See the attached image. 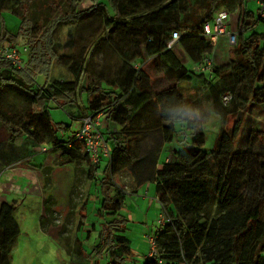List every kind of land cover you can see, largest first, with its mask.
I'll return each mask as SVG.
<instances>
[{
	"label": "trees",
	"instance_id": "trees-1",
	"mask_svg": "<svg viewBox=\"0 0 264 264\" xmlns=\"http://www.w3.org/2000/svg\"><path fill=\"white\" fill-rule=\"evenodd\" d=\"M82 1L0 0V16L8 10L19 18L16 29L0 30V123L7 130L0 160L21 161L49 145L58 152V165L83 163L90 181L100 170L98 213L105 224L90 250L73 235L66 245L69 264H99L102 258L106 264H126L131 257L120 213L126 191L114 182L124 171L132 175L134 187L152 183L167 214L153 234L154 253L143 264H264V126L242 133L245 110L255 106L264 116V27L251 31L260 21L264 25V15L257 9L255 17L247 0H91L83 9ZM198 3L202 10L195 15ZM223 9L237 12L239 30L228 73L214 62L217 43L201 35L203 24ZM229 19L230 14L227 25ZM174 31L184 49L199 53L192 67L181 62L175 45L167 49ZM91 44L88 57L85 46ZM7 48L24 58L22 67L4 55ZM153 54L162 63L154 70L170 84L157 90L143 84V65ZM99 55L98 63L93 57ZM205 58H211V67L198 71ZM86 75L95 81L85 82ZM189 81L203 83L219 117L210 149L199 123L201 104L181 86ZM83 91L87 113L81 117H105L102 135L110 157L103 169L91 163L74 133L57 136L56 130L63 133L71 122H54L49 112L51 103L61 108L78 104ZM225 95H230L227 102ZM229 116L235 117L230 132L225 127ZM180 131L189 135L187 147L173 143L172 158L160 161L164 144L182 142L176 135ZM14 213V205L0 203V264H10L20 232Z\"/></svg>",
	"mask_w": 264,
	"mask_h": 264
},
{
	"label": "rangeland",
	"instance_id": "rangeland-1",
	"mask_svg": "<svg viewBox=\"0 0 264 264\" xmlns=\"http://www.w3.org/2000/svg\"><path fill=\"white\" fill-rule=\"evenodd\" d=\"M88 0H83V4L86 3ZM82 4V5H83ZM250 8H252L253 12L255 13V17H257V8L253 4H250ZM202 10V7L198 3V8H196L193 12L195 15L199 14ZM234 13V12H233ZM230 14V13H229ZM19 24V18L12 13H10L8 10L2 11V14L0 16V30L3 28H7L8 30H14L18 27ZM264 25L263 22L260 21L251 31L261 32ZM175 52L179 54L180 45L177 44L175 46ZM209 52V51H208ZM186 53V52H185ZM212 56L214 58V62L219 66L221 70H225L223 73H228V64L231 60L235 59L234 51L227 43V39L225 35H221L219 37V41L217 46L214 48V50L211 52ZM187 54V53H186ZM189 56L182 55L184 57L185 62H191L192 65L196 64L197 61L200 59V55L197 52L190 51ZM22 59H24L22 57ZM189 67H192L191 65ZM144 69L148 72V78L150 82L143 81L144 84L148 87H150L151 90H157L160 87H167L170 85L166 81H162L160 77H155L154 73L151 72V69L149 67H144ZM150 73V74H149ZM152 76L153 78L149 77ZM156 79H159L160 83ZM40 80V79H39ZM159 84V85H158ZM181 86L183 87V92L191 97L192 100H197L201 104L200 108L197 110L198 116H199V123L201 124V127L205 133V148L210 149L214 142L217 135V132L220 127L219 117L215 113V110L211 104V101H209V96L207 95L205 91V87L203 86L202 82L193 83L191 81L189 82H182ZM84 93V100L86 102V92ZM80 103V101H79ZM199 104V105H200ZM49 112L51 114L52 120L54 122L63 121L66 123L72 122L70 129L75 127L76 121L71 118V116L68 114L69 108H61L56 107L53 103L49 106ZM72 109V108H70ZM10 116V114H7ZM243 130L242 133H245L246 130H248L251 126L258 124L259 126H264V116L261 109L258 107H253L249 112L248 110H245V113H243ZM235 121L234 116H229L226 120V130L230 132L233 123ZM58 127V125H56ZM176 129H180V123L175 124ZM101 132H105V129H100ZM7 133V130L5 127L0 124V140L4 139L5 135ZM57 136L61 137L62 134L61 130H56ZM177 137L179 136V139L182 140V142H179L178 140H174L173 142H168L163 145V152L160 154V161L168 160L172 158V151H173V145L175 146H185L187 147V143L189 142V135H186L185 131H180L176 133ZM67 136V135H66ZM69 136V135H68ZM188 139V141H187ZM16 141H19V138L16 139ZM174 143V144H173ZM46 148L48 149L47 153L44 152H34L32 158H34V164L41 165L43 164L44 159L49 155L52 150H50V146L46 145ZM35 155V156H34ZM108 159L102 158L100 162V169H103L104 166L107 164ZM78 164V163H75ZM80 165H77L74 168V184L80 186L85 184V181L87 179L84 178L83 174L80 172ZM49 169V170H48ZM67 169L73 171V167L68 166ZM47 171V174L50 171V168H45ZM48 177L46 183V187H43V189L49 188V181L50 176ZM99 177L94 178L92 181H90L91 186L89 185V182L84 185V196L88 197V202L86 204L85 209V216L83 217V220L87 221L90 226V223H95V228L93 230H81L78 232V235L80 239H82L84 247L88 248V250L91 249L92 243H95L97 241V235L98 232L103 229V224H105V220L103 217L100 216L98 213V207L100 205L101 200V191H100V185H99ZM130 179H132V175L128 174L127 172H122L120 175H117L114 177V182L122 187L124 190L130 189L131 190V184ZM88 181V180H87ZM133 185V184H132ZM89 188L90 194L88 193L86 196L87 189ZM140 189H149V194L144 193H127L125 198V203L120 210L121 215L126 219L124 222V230L123 233L127 236V238L130 240V247L132 251L131 257H129L126 260V264H143L145 257L150 253L151 251V243L148 240L149 236H153L157 225H158V218L160 215V206L155 198V188L154 185L151 183L144 184L142 188ZM98 191V192H97ZM100 192V193H99ZM49 195V193H48ZM98 196V197H97ZM131 197H136L137 202L134 203L131 200ZM40 197H36L35 195H27V198L23 199L22 204H20V208L16 209V212L14 213V217L17 220L20 228L19 237H20V256L15 252V255L13 257L12 264H69V255L66 254L62 255V253L58 248L56 249V244L51 241L48 238H45L42 235L45 232L44 230V224L42 223V228L40 227V216L42 212V218L47 219L48 221L52 223L49 227V224L47 225L46 229L47 231H55V236L60 240V243L64 246L68 243L71 244L73 240V230L75 228V221L73 222L74 213L69 212L68 214H60V210H56V215H53L52 217L46 218L47 213L49 212L47 210V207L50 208L49 203L42 204V200L39 199ZM84 197L80 199L75 200V203L79 206ZM44 205V207L42 206ZM139 205V207H138ZM43 207V209H42ZM109 217H107L108 219ZM42 220V221H43ZM91 227V226H90ZM94 231V232H92ZM90 234V236H89ZM51 235V234H50ZM15 243L13 244L12 248L14 247ZM58 245V244H57ZM98 260V257H97ZM99 264H106V259L102 258L98 260ZM210 264V263H206Z\"/></svg>",
	"mask_w": 264,
	"mask_h": 264
},
{
	"label": "crops",
	"instance_id": "crops-1",
	"mask_svg": "<svg viewBox=\"0 0 264 264\" xmlns=\"http://www.w3.org/2000/svg\"><path fill=\"white\" fill-rule=\"evenodd\" d=\"M248 1V6L250 7V4H253L254 6H256L255 1L254 0H247ZM82 3L80 4V8H86L88 6H90L91 4V0L86 1L85 4ZM110 11V10H109ZM111 12V11H110ZM237 12L234 13H230V21L228 22L227 25V29L233 30L236 33L239 32L236 24H237ZM219 41V39H218ZM217 41V44H218ZM179 44L180 45V50H179V54H177L180 59L181 62L184 64H187L188 66H192L191 62H185L184 57L182 55L185 56H189L187 54H189L190 51H192V49H184L181 44L179 42H177L175 44V46ZM217 44L215 45V47L217 46ZM92 45V44H91ZM88 45L85 46L86 51L88 52V57H90L91 53L93 52V49L95 47V45ZM105 50H107V52L111 55V51L112 49H109L107 46H104ZM175 49V47L173 48ZM214 50V49H213ZM175 51V50H174ZM187 54H186V53ZM198 53V52H197ZM199 54V53H198ZM90 55V56H89ZM154 54L150 55L149 57H147V59L144 62L145 67H149V69H151V72L154 73L155 77L163 78V74L160 71H157L156 67L154 70V66H156V64H162L161 61H158V57L154 58ZM102 57L99 56H95L93 57V60H97V62L99 63L101 61ZM109 59L114 60L115 56L112 55V57H110ZM109 59L108 62H111ZM112 63H117L112 61ZM146 73V79H144L143 81H146L147 83L150 82L149 78H148V72L145 71ZM150 74V73H149ZM151 78H153L152 76H149ZM85 82H94L95 80L90 79L87 75L84 76ZM144 84V83H143ZM145 85V84H144ZM146 87V85H145ZM148 87V86H147ZM146 87V88H147ZM148 89V88H147ZM77 103L76 105L73 104V106H69V104H66V108H69V111L72 113V115L74 116H82L85 113H87V110L85 109V105L87 104L84 100V93L79 94L77 97ZM87 100V98H86ZM80 101V103H79ZM72 108V109H70ZM73 119V117H71ZM98 119H99V128L101 129H105L106 127V121H105V117L101 114H98ZM74 121V119H73ZM76 124L75 127L72 129H68L66 131H63V133L60 135L62 138H68L69 136L73 135V133L76 131V129L79 126V122H80V118L75 119ZM72 123V122H71ZM1 124V123H0ZM6 129V128H5ZM67 135V136H66ZM69 135V136H68ZM7 138V133L4 137V139L0 140V141H4ZM35 152H44L47 153L48 150L46 151H41V148H37ZM34 153V152H33ZM32 155L28 156V157H24L23 159L20 158L19 160H16L14 162H5L4 160H0V203L2 202H8L11 205L15 206V212L17 208H20V204H22L23 199L27 198V195H35L37 198L40 197L39 199L42 200V204L44 203H48L52 205L49 207H47V210L49 211L46 215V218H50L52 217V213L53 215H56V210H60V214H68L69 212H73L74 213V217H73V222L75 221V228L72 232L73 235H78V232L85 229V230H93L95 228V223H90V226L88 227V223L87 221L83 220V217L85 216V209H86V204L88 202V197L84 196V190H85V186L88 182L89 185L91 186L90 180L86 177V171H85V165L83 163L80 164H75V163H70L64 166H60L57 164V156H58V152L57 151H52L49 155H47V157L44 159L43 164L41 165H36L34 164V158H32ZM35 156V155H34ZM105 158V157H102ZM101 158V159H102ZM106 159V158H105ZM101 162V160H100ZM99 162V166L100 165ZM80 165V172L83 174L84 178L87 179L85 181V184L83 185H76L74 184V168ZM73 167V171L67 169V167ZM45 168H50L49 173L47 174V171L45 170ZM49 170V169H48ZM100 170L98 169L94 174L96 176H99ZM50 176V181H49V188L48 189H43V187H46V183L48 177L46 176ZM131 184V190L130 189H126L125 193L127 195V192L130 191L131 193H144L146 191L147 194H149V189H140L143 187V185L139 186V187H134L132 180L130 179ZM132 190H134V192H132ZM86 192V196L89 193L90 194V190L89 188L87 189ZM98 192V191H97ZM49 193V195H48ZM84 197L82 203L78 206L75 203V200L80 199ZM98 197V196H97ZM132 202L136 203L137 202V198L136 197H131ZM44 207V205H42ZM42 207V209H43ZM139 207V205H138ZM51 219V218H50ZM42 218V212H41V216H40V227L42 228V223L47 227V225L49 224V227L51 226V222L50 220L48 221L47 219H44L43 221ZM44 228V234L42 235H47L44 236L45 238L50 239L51 241L53 240V242L56 244V249L58 248L62 253V255L66 254L67 256L69 255L66 249V245H62L60 243V240L58 238H56L55 236V231H47L46 227ZM94 232V231H92ZM55 233V234H54ZM51 234V235H50ZM90 236V234H89ZM80 239V237H79ZM82 241V239H80ZM83 243V241H82ZM58 244V245H57ZM84 245V244H83ZM20 237L18 235L15 245L11 250V256H10V264H12L11 262L13 261V257L16 254L18 255V257H22V255L20 256ZM69 261H70V255H69ZM14 262V261H13ZM16 263V261L14 262Z\"/></svg>",
	"mask_w": 264,
	"mask_h": 264
},
{
	"label": "built area",
	"instance_id": "built-area-1",
	"mask_svg": "<svg viewBox=\"0 0 264 264\" xmlns=\"http://www.w3.org/2000/svg\"><path fill=\"white\" fill-rule=\"evenodd\" d=\"M257 6L260 16L264 15V0H254ZM229 17V12L227 10H219L215 13L212 20L206 21L202 26V37L211 44L217 43L221 35H225L227 43L229 45H234L236 42V32L230 29H227V19ZM180 39V33L174 31L171 34L170 40L167 42L166 47L170 49L173 47L176 42ZM4 55L17 67H22V59L19 52L16 49H5L3 51ZM212 60L211 58H205V62L202 66L196 67L198 71H204L211 67ZM230 99V95L224 96V102H227ZM74 138L77 141H80L84 145L85 151L88 153L90 161L94 165H99L100 159L105 157L108 159L110 157V148L99 128V119L97 116L87 115L80 118L79 126L74 132ZM45 148H41V151H44ZM127 193H131L128 191ZM146 194V191L144 192ZM167 214L164 211H160L158 218V225L163 224L166 220ZM148 240L151 243V251L149 255L154 253L155 249V237L149 236Z\"/></svg>",
	"mask_w": 264,
	"mask_h": 264
}]
</instances>
